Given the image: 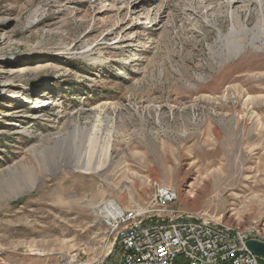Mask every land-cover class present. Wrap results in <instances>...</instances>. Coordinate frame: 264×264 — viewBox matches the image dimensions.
Here are the masks:
<instances>
[{"label":"rangeland","instance_id":"374dc122","mask_svg":"<svg viewBox=\"0 0 264 264\" xmlns=\"http://www.w3.org/2000/svg\"><path fill=\"white\" fill-rule=\"evenodd\" d=\"M260 7L0 0V264H105L102 207H145L157 184L180 213L264 237ZM88 125L94 174L74 163Z\"/></svg>","mask_w":264,"mask_h":264},{"label":"built area","instance_id":"2783aa9c","mask_svg":"<svg viewBox=\"0 0 264 264\" xmlns=\"http://www.w3.org/2000/svg\"><path fill=\"white\" fill-rule=\"evenodd\" d=\"M155 186L143 217H131L118 204L111 207L105 219L110 220L113 249L105 264H262L246 246L250 240L264 242L255 228L251 232L223 229L218 220L201 221L200 214L178 219L176 190ZM117 251V261H108Z\"/></svg>","mask_w":264,"mask_h":264},{"label":"bare ground","instance_id":"6f19581e","mask_svg":"<svg viewBox=\"0 0 264 264\" xmlns=\"http://www.w3.org/2000/svg\"><path fill=\"white\" fill-rule=\"evenodd\" d=\"M256 1L259 4L262 3V0H256ZM89 13H92V12L89 11L88 14ZM231 17H232V24H231L232 28H231V32H230L228 37L231 38V41L233 43H237V41L234 38L233 34L238 31V29H237L238 26H240L242 28V30H240V31L244 32V29H243L244 23L241 21L240 15H238L235 11H231ZM258 29H259L260 35L264 36V12L262 10V7H260V10H259ZM238 44L241 45L243 48L246 47L240 41H238ZM30 48L33 50L34 48H37V45L36 44H31ZM85 49H86L85 47H82L80 50L85 51V53L86 52L90 53V52L93 51L90 48L88 50H85ZM39 103L40 104L43 103L42 107H44V106H46L48 104V101L39 102ZM88 127H89V125L85 128L86 129V137H85V134H83V133L80 135L81 128L79 126H77V130H75L74 133H73L74 136L78 134L83 140H86V141H84V143L82 145V151H84V153L80 154V157L82 158V161H81V159H78L74 163L77 164L76 169L80 170L81 172L86 173V174H94V173L100 171L103 168V160L105 159V157L101 158V156H100L99 159L95 162V159H93L91 157V154L89 153V151L84 149V147H89L91 145V143L93 142V139H94L93 136H92V134H93L92 133V129L93 128L91 129V127H89V128ZM90 148H91V146H90ZM161 188H170V187L161 186ZM155 193H156V190H155ZM177 199H178V196H177V193L175 192V200H177ZM112 206H114V205L113 204L112 205L111 204H106V205H104L102 207L101 212H102V215H103L104 218H106L109 214H111V207ZM98 208H99V206L95 207L94 210L96 212H98ZM125 210H126V212H128L130 214L131 217H143V215H145V207L133 206V207H130V208L125 209ZM176 218H178V219H189V218H191V214L190 213H180V212L176 211ZM200 220L201 221H210L209 218H206L205 216H201V215H200ZM106 223L108 225V228L110 229V220L107 219ZM219 225L220 224L218 223V226ZM225 229H229V228H225ZM262 238L264 239V237H262ZM112 249H113V241H112V245H111L110 251H112Z\"/></svg>","mask_w":264,"mask_h":264},{"label":"water","instance_id":"95a60500","mask_svg":"<svg viewBox=\"0 0 264 264\" xmlns=\"http://www.w3.org/2000/svg\"><path fill=\"white\" fill-rule=\"evenodd\" d=\"M246 246L253 255L261 258L264 261V242L263 241L250 240L247 242Z\"/></svg>","mask_w":264,"mask_h":264},{"label":"trees","instance_id":"16d2710c","mask_svg":"<svg viewBox=\"0 0 264 264\" xmlns=\"http://www.w3.org/2000/svg\"><path fill=\"white\" fill-rule=\"evenodd\" d=\"M262 264H264V261H262Z\"/></svg>","mask_w":264,"mask_h":264}]
</instances>
